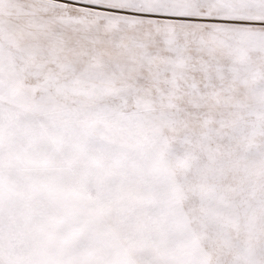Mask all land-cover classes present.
<instances>
[{
    "label": "snow or ice",
    "instance_id": "1",
    "mask_svg": "<svg viewBox=\"0 0 264 264\" xmlns=\"http://www.w3.org/2000/svg\"><path fill=\"white\" fill-rule=\"evenodd\" d=\"M0 264H264V0H0Z\"/></svg>",
    "mask_w": 264,
    "mask_h": 264
}]
</instances>
